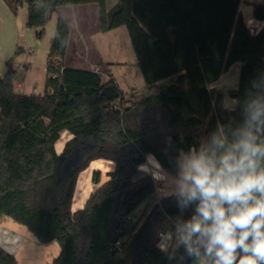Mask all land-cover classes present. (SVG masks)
Masks as SVG:
<instances>
[{
    "label": "trees",
    "instance_id": "obj_1",
    "mask_svg": "<svg viewBox=\"0 0 264 264\" xmlns=\"http://www.w3.org/2000/svg\"><path fill=\"white\" fill-rule=\"evenodd\" d=\"M261 1L253 17L264 23ZM85 5H98L101 33L127 30L152 95L127 100L112 76L105 82L100 72L67 68L71 31L59 18L45 95L16 92L13 61L0 77V220L26 227L39 244L58 243L52 264H177L156 247V228L179 210L173 199L156 197L137 165L153 153L171 170L177 149L197 144L218 123L241 121L246 91L264 82V28L251 32L241 0H118L110 12L106 0H15L13 8L27 6V27L41 40L59 9ZM236 65L238 87L228 97L239 104L230 110L214 86ZM64 132L73 139L58 155ZM99 160L113 163L109 180L101 185L94 173L96 190L73 213L79 176ZM0 264L19 263L0 246Z\"/></svg>",
    "mask_w": 264,
    "mask_h": 264
},
{
    "label": "clouds",
    "instance_id": "obj_2",
    "mask_svg": "<svg viewBox=\"0 0 264 264\" xmlns=\"http://www.w3.org/2000/svg\"><path fill=\"white\" fill-rule=\"evenodd\" d=\"M246 97L241 121L218 123L197 144L177 149L171 170L153 153L137 165L158 197L179 210L156 228V247L170 261L264 264V82H253Z\"/></svg>",
    "mask_w": 264,
    "mask_h": 264
},
{
    "label": "crops",
    "instance_id": "obj_3",
    "mask_svg": "<svg viewBox=\"0 0 264 264\" xmlns=\"http://www.w3.org/2000/svg\"><path fill=\"white\" fill-rule=\"evenodd\" d=\"M14 1L0 0V77L4 78L7 75V64L13 61V68L17 73L15 90L18 94L41 97L45 95L47 60L54 38L48 45L44 40L46 33L48 34V29L49 35L54 34L55 37L59 18H63L67 22L71 31L68 52L64 61L65 66L94 72H100L99 69H102L103 74L107 77L105 82L109 80L110 76L115 79L113 68L117 64H121L117 63L113 56L120 48L119 42L116 43V41L122 35L120 33L125 32L126 29L120 28L107 34L101 33L98 5L59 9L58 13L53 15L51 23L46 26L44 38L39 40L37 30L27 27V6L15 12L13 8ZM117 4L118 0H106L107 11H112ZM260 4H262L261 0H241L240 13L254 35L260 33L264 28V23L256 21L253 17L254 6ZM55 18L56 23H54ZM23 37L26 38L25 43L22 40ZM18 50H22L23 54L17 56ZM119 61L124 62L121 65H126L125 60L120 59ZM240 68L241 65H236L230 71H237L238 81ZM134 82L135 79L130 77L129 83L132 85L129 88L123 89L119 86L126 94L127 100L132 98L142 100L135 93L136 86H134ZM236 90L237 88L234 91ZM230 100L231 98L226 96V107L228 109L227 105ZM72 139L73 136L68 132L62 134L61 139L55 146L58 155L63 153L65 145ZM113 167V163L99 160L93 162L85 172L80 174L72 206L73 213L84 209L96 188L92 181L94 173L101 171L109 173L113 170ZM5 219L0 220V246L16 258L12 244L8 243L9 239H7L8 235L6 234L8 231L4 229L7 222ZM2 230H5V232L3 233Z\"/></svg>",
    "mask_w": 264,
    "mask_h": 264
},
{
    "label": "rangeland",
    "instance_id": "obj_4",
    "mask_svg": "<svg viewBox=\"0 0 264 264\" xmlns=\"http://www.w3.org/2000/svg\"><path fill=\"white\" fill-rule=\"evenodd\" d=\"M54 23H56V18L54 20ZM124 31V34L121 32L120 34L122 35L117 38L118 41H116V43L119 42L120 48L117 50V52L114 53L113 56L117 60V63L123 64L124 62H120L119 60H125L126 65L117 64L113 68V74L115 80L123 89L129 88L132 85L129 83L130 77L135 79V93L137 97H139L140 99H144L151 96L152 92L144 84L141 72L138 68V65H136V57L131 45L129 35L127 33V30ZM47 32L48 34L46 33L44 40L46 45L52 42L54 38V34L49 35V29L47 30ZM22 40L25 43L26 38L23 37ZM99 70L102 74L103 81L107 80V77L103 74V70ZM236 72L237 71L235 70L234 72L232 71L224 74L220 82L216 84L214 88L228 96L229 93L231 91H234L238 86V75ZM170 82L171 81L168 80L164 82V84H170ZM100 173L102 175L101 185H103L109 180V178L105 176L107 175V173L103 171H101ZM96 188L94 189V191L96 190ZM156 197L159 199L157 194ZM150 203H154V201H151ZM147 205L144 204L141 209L137 212V214L135 215V221L138 220V218L142 217L144 211L146 210V207H148ZM5 220L7 222L4 225V229H7L8 231H6V234L8 235L7 239H9L8 243L12 244L13 251L15 252V256L19 264H52L53 260L59 256L60 247L58 243H52L49 245L39 244V242L35 239V237L29 232L26 227L18 225L9 218ZM2 231L3 233L5 232V230Z\"/></svg>",
    "mask_w": 264,
    "mask_h": 264
},
{
    "label": "water",
    "instance_id": "obj_5",
    "mask_svg": "<svg viewBox=\"0 0 264 264\" xmlns=\"http://www.w3.org/2000/svg\"><path fill=\"white\" fill-rule=\"evenodd\" d=\"M113 255L116 254V250H115V246L113 247V252H112Z\"/></svg>",
    "mask_w": 264,
    "mask_h": 264
},
{
    "label": "built area",
    "instance_id": "obj_6",
    "mask_svg": "<svg viewBox=\"0 0 264 264\" xmlns=\"http://www.w3.org/2000/svg\"><path fill=\"white\" fill-rule=\"evenodd\" d=\"M118 249H119V246H118Z\"/></svg>",
    "mask_w": 264,
    "mask_h": 264
}]
</instances>
